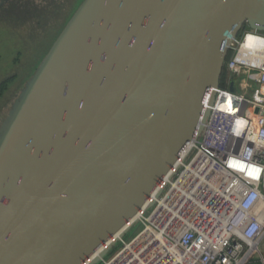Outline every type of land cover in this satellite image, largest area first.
Masks as SVG:
<instances>
[{
	"label": "water",
	"instance_id": "95a60500",
	"mask_svg": "<svg viewBox=\"0 0 264 264\" xmlns=\"http://www.w3.org/2000/svg\"><path fill=\"white\" fill-rule=\"evenodd\" d=\"M245 25L264 31V0H83L7 121L0 264L104 258L203 128Z\"/></svg>",
	"mask_w": 264,
	"mask_h": 264
},
{
	"label": "built area",
	"instance_id": "2783aa9c",
	"mask_svg": "<svg viewBox=\"0 0 264 264\" xmlns=\"http://www.w3.org/2000/svg\"><path fill=\"white\" fill-rule=\"evenodd\" d=\"M242 29L203 128L101 264H264V31Z\"/></svg>",
	"mask_w": 264,
	"mask_h": 264
},
{
	"label": "rangeland",
	"instance_id": "374dc122",
	"mask_svg": "<svg viewBox=\"0 0 264 264\" xmlns=\"http://www.w3.org/2000/svg\"><path fill=\"white\" fill-rule=\"evenodd\" d=\"M82 1L0 0V133L5 130L6 136L0 142L1 176L9 166L8 154L24 127L10 128L12 123L7 121L11 112ZM139 224L135 223L124 238L129 240L141 227ZM121 245L115 244L104 259Z\"/></svg>",
	"mask_w": 264,
	"mask_h": 264
},
{
	"label": "trees",
	"instance_id": "16d2710c",
	"mask_svg": "<svg viewBox=\"0 0 264 264\" xmlns=\"http://www.w3.org/2000/svg\"><path fill=\"white\" fill-rule=\"evenodd\" d=\"M245 27H246V25H245ZM243 28H244V27H243ZM229 57H230V53H229V55H227V59H228ZM225 75H226V69L223 68V72H222L221 79H220V81H221L222 84H223V81H224Z\"/></svg>",
	"mask_w": 264,
	"mask_h": 264
},
{
	"label": "crops",
	"instance_id": "0c3cea01",
	"mask_svg": "<svg viewBox=\"0 0 264 264\" xmlns=\"http://www.w3.org/2000/svg\"><path fill=\"white\" fill-rule=\"evenodd\" d=\"M1 6V5H0ZM264 250V249H263Z\"/></svg>",
	"mask_w": 264,
	"mask_h": 264
}]
</instances>
